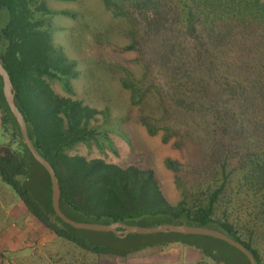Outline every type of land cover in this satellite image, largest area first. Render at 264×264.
I'll return each instance as SVG.
<instances>
[{"label": "trees", "instance_id": "1", "mask_svg": "<svg viewBox=\"0 0 264 264\" xmlns=\"http://www.w3.org/2000/svg\"><path fill=\"white\" fill-rule=\"evenodd\" d=\"M101 1L130 36L128 44L114 49L135 51L143 67L140 77L128 71L121 79L132 103L142 113L152 106L147 101L152 94L158 101L159 115L146 112L139 121L149 134L160 132L164 143L188 155L186 164L165 159L181 200L166 199L149 167L69 152L79 143L101 148L105 130L91 122L98 114L109 121L107 107L98 110L60 95L49 81L74 92L77 62L54 42L52 23L55 14L74 13L51 9L46 0H0V59L28 135L58 178L61 210L82 222L205 226L240 242L256 264H264V0ZM0 130L8 136L0 143V178L53 238L105 257L176 243L219 264H233L225 250L230 247L250 264L241 251L211 236L129 234L143 241L133 249L91 241L88 230L72 227L54 212L49 174L24 143L1 77ZM42 252L46 258L29 263L59 264L57 254Z\"/></svg>", "mask_w": 264, "mask_h": 264}, {"label": "rangeland", "instance_id": "2", "mask_svg": "<svg viewBox=\"0 0 264 264\" xmlns=\"http://www.w3.org/2000/svg\"><path fill=\"white\" fill-rule=\"evenodd\" d=\"M46 1L51 9H69L74 13V16L55 14L52 16V23L56 27L54 42L63 48L69 58L76 60L79 69L78 78L72 80V94L65 91L58 80H49L52 88L60 95L82 99L85 104L98 110L105 107L109 109L108 122L100 114L91 122L101 132L105 130L106 142L99 143L101 148L95 142H91L89 146L79 143L69 152L83 155L87 159L102 158L120 165L149 167L166 199L171 204H176L181 200V190L176 188L174 173L166 167L165 159L171 158L186 164L188 155L185 151L171 148L169 142L164 143L160 132L149 134L146 125L139 121L140 115L146 112L149 115H159L156 108L158 101L152 94L147 99L152 106L140 113L139 105L132 103L130 89L121 82L122 77L129 72L135 77H140L143 73L135 51H119L113 47L126 45L130 41L123 20L106 10L101 0ZM7 140V134L0 130V143ZM4 186L17 198L9 185ZM2 205H8L7 198L2 197ZM72 215L76 219H82L76 214ZM1 216L3 214H0V218ZM88 231L87 238L91 241L118 249L132 248L142 241L133 236L113 238L106 233ZM47 248L58 255L59 264H68V261H71L69 264H219L203 257L195 249L176 243L164 248L152 246L134 249L126 257L98 256L61 238L49 243ZM225 250L233 264H246L236 250L230 247Z\"/></svg>", "mask_w": 264, "mask_h": 264}, {"label": "water", "instance_id": "3", "mask_svg": "<svg viewBox=\"0 0 264 264\" xmlns=\"http://www.w3.org/2000/svg\"><path fill=\"white\" fill-rule=\"evenodd\" d=\"M0 77L2 79V92L5 101L14 115L17 124L20 129V133L24 140V143L28 147L34 159L39 162L45 170L48 172L51 182V205L56 215L65 223L71 225L77 229L93 230L100 232H112L118 237H126L129 234H154V233H182V234H196L211 236L220 240H223L241 251L248 259L250 264H256L255 258L252 253L240 242L236 241L227 234L212 228L205 226H190L185 223L173 224V223H161L155 226H139L129 225L123 222H111L109 224L95 223V222H82L76 221L68 217L60 208V186L58 178L51 164L36 150L34 147L28 132L25 120L22 113L17 108L14 101V87L9 77L8 72L3 67L0 59Z\"/></svg>", "mask_w": 264, "mask_h": 264}, {"label": "crops", "instance_id": "4", "mask_svg": "<svg viewBox=\"0 0 264 264\" xmlns=\"http://www.w3.org/2000/svg\"><path fill=\"white\" fill-rule=\"evenodd\" d=\"M3 183L0 178V214H3L0 218V264H31L32 259L46 258L41 251L55 238L40 227L18 196L10 193ZM2 197L7 198L6 207L2 205ZM45 264L54 263L47 259Z\"/></svg>", "mask_w": 264, "mask_h": 264}]
</instances>
